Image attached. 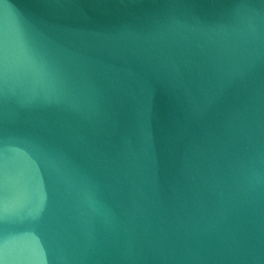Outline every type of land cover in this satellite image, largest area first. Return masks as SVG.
Returning a JSON list of instances; mask_svg holds the SVG:
<instances>
[{"label":"water","instance_id":"1","mask_svg":"<svg viewBox=\"0 0 264 264\" xmlns=\"http://www.w3.org/2000/svg\"><path fill=\"white\" fill-rule=\"evenodd\" d=\"M0 264H264V0H0Z\"/></svg>","mask_w":264,"mask_h":264}]
</instances>
